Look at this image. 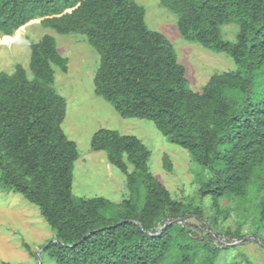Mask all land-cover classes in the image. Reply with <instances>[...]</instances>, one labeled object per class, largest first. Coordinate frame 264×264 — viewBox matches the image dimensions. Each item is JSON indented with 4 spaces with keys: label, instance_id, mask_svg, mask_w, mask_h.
Returning a JSON list of instances; mask_svg holds the SVG:
<instances>
[{
    "label": "trees",
    "instance_id": "1",
    "mask_svg": "<svg viewBox=\"0 0 264 264\" xmlns=\"http://www.w3.org/2000/svg\"><path fill=\"white\" fill-rule=\"evenodd\" d=\"M160 3L177 15L187 42L230 55L236 68L193 90L177 49L148 25L136 0H0V33L12 37L41 20L58 34L86 36L100 54L95 93L120 117L152 121L187 150L208 171L197 174L200 197L227 219L222 199L246 197L252 187L264 193V0ZM229 24L239 26L236 40L224 37ZM29 43V71L17 64L12 74L0 72V187L39 207L56 232L44 245L48 257L58 264H216L230 247L215 245L212 234L197 238L180 221L202 218V205L173 197L136 135L101 128L91 139V149L126 175V199L73 194L78 146L63 128L67 100L55 87V68L66 73L70 60L52 34ZM163 157L172 171L171 157ZM255 209L264 222V197Z\"/></svg>",
    "mask_w": 264,
    "mask_h": 264
},
{
    "label": "rangeland",
    "instance_id": "2",
    "mask_svg": "<svg viewBox=\"0 0 264 264\" xmlns=\"http://www.w3.org/2000/svg\"><path fill=\"white\" fill-rule=\"evenodd\" d=\"M136 1L145 8L148 25L164 33L177 49L193 90H202L211 76L236 68L230 55L216 53L196 42H187L178 31L177 15L165 8L160 0ZM238 30L237 24H229L223 27L224 37L236 40ZM49 34L56 37L60 52L70 60L66 73L55 68V87L67 100L63 128L78 146L73 194L87 199L103 196L117 204L126 199L130 195L126 175L110 163L106 152L91 149V139L101 128L136 135L152 153L151 172L165 184L173 197L202 205V218L193 216L180 221L197 238L210 240L212 234L215 245L230 247L221 251L215 263L264 264V222L258 219L255 209L261 204L264 193L258 194L256 187H252L246 197L224 198L222 205L229 211V216L224 219L218 214L212 199H202L198 192L197 174L203 172L207 175L208 171L195 163L187 150L170 142L152 121L120 117L107 101L95 93L93 79L100 54L89 44L86 36L58 34L51 28H45L41 20L23 26L12 37L0 33V72L12 74L17 64H22L29 71L30 40L38 42ZM165 153L172 159V171L164 167ZM238 230H242L241 237L235 234ZM55 237L56 232L36 204L20 193L0 187V264H58L44 251V245ZM24 242L31 246L36 256L29 253Z\"/></svg>",
    "mask_w": 264,
    "mask_h": 264
}]
</instances>
